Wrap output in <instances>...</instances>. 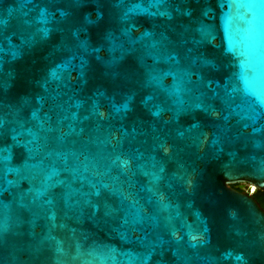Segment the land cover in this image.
<instances>
[{
	"label": "water",
	"instance_id": "obj_1",
	"mask_svg": "<svg viewBox=\"0 0 264 264\" xmlns=\"http://www.w3.org/2000/svg\"><path fill=\"white\" fill-rule=\"evenodd\" d=\"M264 0H0V264H264Z\"/></svg>",
	"mask_w": 264,
	"mask_h": 264
},
{
	"label": "flooded vegetation",
	"instance_id": "obj_2",
	"mask_svg": "<svg viewBox=\"0 0 264 264\" xmlns=\"http://www.w3.org/2000/svg\"><path fill=\"white\" fill-rule=\"evenodd\" d=\"M231 186L240 192L248 193L253 196V191L250 190V184L242 182V183H233Z\"/></svg>",
	"mask_w": 264,
	"mask_h": 264
},
{
	"label": "trees",
	"instance_id": "obj_3",
	"mask_svg": "<svg viewBox=\"0 0 264 264\" xmlns=\"http://www.w3.org/2000/svg\"><path fill=\"white\" fill-rule=\"evenodd\" d=\"M253 197L260 204V206L264 209V191L259 190V189H254Z\"/></svg>",
	"mask_w": 264,
	"mask_h": 264
},
{
	"label": "rangeland",
	"instance_id": "obj_4",
	"mask_svg": "<svg viewBox=\"0 0 264 264\" xmlns=\"http://www.w3.org/2000/svg\"><path fill=\"white\" fill-rule=\"evenodd\" d=\"M251 187H254V186H253V185H250V190H251V191H254L255 188L251 189Z\"/></svg>",
	"mask_w": 264,
	"mask_h": 264
},
{
	"label": "bare ground",
	"instance_id": "obj_5",
	"mask_svg": "<svg viewBox=\"0 0 264 264\" xmlns=\"http://www.w3.org/2000/svg\"><path fill=\"white\" fill-rule=\"evenodd\" d=\"M254 187H251V189H253Z\"/></svg>",
	"mask_w": 264,
	"mask_h": 264
}]
</instances>
